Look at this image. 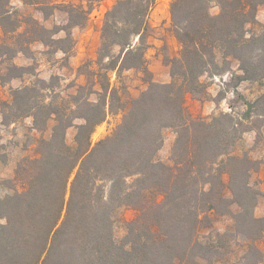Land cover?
Here are the masks:
<instances>
[{
  "label": "trees",
  "instance_id": "16d2710c",
  "mask_svg": "<svg viewBox=\"0 0 264 264\" xmlns=\"http://www.w3.org/2000/svg\"><path fill=\"white\" fill-rule=\"evenodd\" d=\"M212 4L217 15L209 12ZM263 4L172 0L170 25L179 52L166 57L170 81L160 84L152 80L146 60L148 17L155 0H116L103 17L96 67L83 65L85 84L72 105L32 102L27 87L14 91L13 107L32 118L34 129L44 131L50 121L53 126L50 137L38 141V157L16 165L13 182L23 190L0 197V264H230L225 237L245 240L243 260L261 264L256 242L264 238V216L253 214L259 193L249 185L257 165L246 155H232L231 119L194 118L185 99L204 94L202 75H215L221 66L220 73L232 74L230 59L239 62V80L264 81V38L246 29ZM91 10L70 6V25L80 26ZM21 24L26 28L16 34ZM0 27L4 37L14 34L9 38H15L16 53L36 41L51 42L45 37L50 31L20 19L9 1L0 0ZM128 70L141 72L147 88L126 107L110 75L120 80ZM91 94L96 101L84 98ZM117 113H122L120 124L92 144L94 128ZM75 119L81 124L74 147H69L65 131ZM165 128L175 132L171 165L154 160ZM230 205L238 211L231 213ZM120 208L135 214L117 243L113 218ZM211 211L231 214L233 226L216 233L217 242H201V214Z\"/></svg>",
  "mask_w": 264,
  "mask_h": 264
},
{
  "label": "rangeland",
  "instance_id": "374dc122",
  "mask_svg": "<svg viewBox=\"0 0 264 264\" xmlns=\"http://www.w3.org/2000/svg\"><path fill=\"white\" fill-rule=\"evenodd\" d=\"M3 1H9L10 7L20 19L33 20L50 31L45 37L51 39V42L43 44L36 41L27 45V50L23 53H16L13 51L15 38H9L14 34L9 33L4 37L0 27V197L11 195L15 190H23V187L13 182L16 165L23 158L38 157V141L48 139L53 126V122L50 121L46 130L34 129L32 118L17 112L13 107V92L27 87L32 89L29 92L33 98L32 102L41 100L44 104H52L53 107L62 104L63 101L72 105L73 99L79 96V86L85 84V76L82 74L83 65L90 64V68L96 67L94 62L101 43L100 30L103 17L116 0ZM171 1L155 0V5L148 17L147 68L152 80L160 84L170 81L166 57H176L179 52V45L171 32L169 15ZM79 5L86 10L92 6V10L80 26H71L68 16L69 7ZM209 12L211 15H217L219 13L217 5L212 4ZM255 21L254 24L246 26L247 34L264 38V4L257 7ZM5 25L8 29H12L11 22L6 21ZM25 28L26 26L21 24L16 34L22 33ZM66 33L70 36L69 40L65 39ZM24 46L26 47V44ZM60 49H65L67 52L64 53ZM238 66L239 62L236 59H230L232 74L229 73L227 82L222 84L219 77L227 74L220 73L224 66H221V70L215 75H202L199 80L204 85V94L187 95L185 105L194 118L209 119L225 115L231 119L235 137L231 153L240 157L246 155L256 163L257 168L250 175L249 185L259 193L253 214L255 217H263L264 81L239 80L242 73L238 70ZM110 76L111 83L118 88L126 107H129L130 101L147 88V83L143 81L146 77L135 70L124 71L120 75V80L114 74ZM84 98L94 102L97 96L91 94ZM121 119L122 113L108 114L104 121L94 128L91 143L95 144L109 136L120 124ZM80 124L81 121L75 119L73 126L65 131V141L69 147H74L76 127ZM174 140L173 129L162 130V145L154 157L156 162L171 165L170 153ZM225 196L228 199L231 198L228 193ZM229 209L231 213L238 211L235 205H230ZM134 214V211L129 208H120L115 212L113 237L117 243L125 236L126 223L134 218ZM203 216L205 218H202ZM201 220L198 231L201 242L214 240L213 236L216 233L224 234L233 226L231 214L203 212ZM224 241L227 242L225 258L228 263L251 262L248 259L243 260V257L247 256L245 240L225 237ZM222 242L223 239L218 240V243ZM256 246L263 255L261 263L264 264V238L257 241Z\"/></svg>",
  "mask_w": 264,
  "mask_h": 264
},
{
  "label": "crops",
  "instance_id": "0c3cea01",
  "mask_svg": "<svg viewBox=\"0 0 264 264\" xmlns=\"http://www.w3.org/2000/svg\"><path fill=\"white\" fill-rule=\"evenodd\" d=\"M228 75H229V73L224 74V75H222V76L219 77L220 80H221V81H220L221 84L227 82L226 79L228 78ZM261 264H262V263H261Z\"/></svg>",
  "mask_w": 264,
  "mask_h": 264
}]
</instances>
